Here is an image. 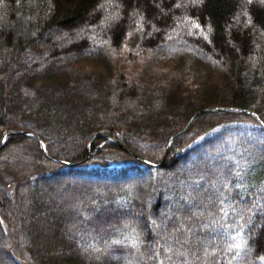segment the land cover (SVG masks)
Returning a JSON list of instances; mask_svg holds the SVG:
<instances>
[{
    "label": "trees",
    "instance_id": "trees-1",
    "mask_svg": "<svg viewBox=\"0 0 264 264\" xmlns=\"http://www.w3.org/2000/svg\"><path fill=\"white\" fill-rule=\"evenodd\" d=\"M221 107L238 110L200 113L167 150ZM4 152L5 264H264V0H0ZM73 178L64 215L46 198ZM24 214L67 231L28 242Z\"/></svg>",
    "mask_w": 264,
    "mask_h": 264
},
{
    "label": "rangeland",
    "instance_id": "rangeland-1",
    "mask_svg": "<svg viewBox=\"0 0 264 264\" xmlns=\"http://www.w3.org/2000/svg\"><path fill=\"white\" fill-rule=\"evenodd\" d=\"M23 147H24V144H17L16 145L17 152L21 154ZM25 147H26V144H25ZM0 159L3 160V161H7V162L14 163L13 159L8 154V152L7 153L4 152L0 156ZM212 175H215V174H214V172L211 171L209 173L208 177L209 176H212ZM79 179L80 178H73L70 181L69 180L60 181L61 182L59 184L60 186L59 187L57 186V188L56 187L53 188V190L51 191L50 195L46 198L47 202H53V201L56 200V207L59 209V212L63 213L64 215L65 214L66 215L71 214L72 211L67 209L68 206H64L63 208H61V206L59 205V202L61 201L62 198H69V199L70 198H73L72 204L73 203H78L79 201H83L84 196L79 195L80 193H78V192H82L83 191L82 188H85L86 186ZM200 181L199 182L197 181L196 183L194 181V183L197 184V185L198 184L199 185L200 184H204V182H206V178H204L203 180H200ZM194 183L187 184L183 188V190L185 192H187V190H189V188H193V187L197 186V185L194 186ZM51 184H52V182L50 183V185ZM202 191L208 192V191H214V190H209V188L206 187V188H202ZM30 197H34V196L31 195ZM37 197L39 198V196H37ZM94 198L97 199L98 197L94 196ZM58 199H60V200H58ZM30 200H31V202H30L31 203V208L35 209L36 208V202H35L36 200H35V198L34 199L33 198H30ZM186 202H188L187 199L180 198L178 204L179 205L184 204V207H185V209H186V211L188 213L194 212L193 209H191V208H194L195 205L193 204V206L191 207L192 203L190 202L189 204H187ZM13 207L15 208L16 212L21 213L22 208H21V206H20V204L18 202L13 203ZM172 209H173L172 212L171 211H167V213H165L164 215H162L160 217V219H161V225L163 226L162 227V231H164V232H167L169 230V228H170L169 226L171 224L172 218H174V216H175L173 212L177 209V207L175 206ZM54 211L56 213H58V211L56 209ZM21 217H22V221L25 223V225H27V227L24 228V233H25V238H26L25 240L28 241V242L31 240L30 237L36 235L37 233L38 234L40 233L39 236L44 235L47 238L48 237L50 238V237L55 236V235L56 236L59 235L60 237H62L63 234L67 231V228L66 227H62V228L59 227L58 229H53V230L52 229H47V228H40L39 230H36L34 224L31 222V219H30V218H33L34 215L31 214V217H30V215L24 214V215H21ZM80 218H81V221H83V222L86 221V219H85L84 216H81ZM90 218L91 219L94 218V214H91ZM141 218L142 219H145L146 216L144 214H142L141 215ZM29 232H31L30 235L28 234ZM38 234H37L36 237H38ZM179 234H180V230H179ZM91 244L92 243L91 242H88V241H86V242L85 241H77V242H75V244L74 243L69 244V243L65 242L64 239H60V241L58 243V246H57V250L59 252H69V253L70 252H78L79 251L78 248L86 249ZM79 245H80V247H79ZM203 248H204V245H200V246L195 247L194 250H197L198 252L197 251H194V254L191 257H188V256H186L187 258L185 256L182 257L183 258V262H185V259L188 260V262L191 261V259L195 255V253L196 254L199 253L201 250H203ZM2 250L3 249H0V251H2ZM0 255H1L0 256V261H1L0 264L1 263L2 264H5L4 263L5 262L4 261L5 258L2 257V254H0ZM185 255H186V253H185ZM180 256H183V254H181ZM2 260H3V262H2ZM215 264H216V262H215Z\"/></svg>",
    "mask_w": 264,
    "mask_h": 264
},
{
    "label": "water",
    "instance_id": "water-1",
    "mask_svg": "<svg viewBox=\"0 0 264 264\" xmlns=\"http://www.w3.org/2000/svg\"><path fill=\"white\" fill-rule=\"evenodd\" d=\"M217 110H228V109H222V108H220V109H215V108H211V109L202 110V111L196 113V114L192 117V119L190 120V123H188V124L185 126V128H184L182 131H180V132H183L185 129H187V128L190 126L191 122L195 119V117H196L199 113H201V112H207V111H212V112H213V111H217ZM179 134H180V133H178V134H176L175 136H173V137L170 139V142L173 141V140H174Z\"/></svg>",
    "mask_w": 264,
    "mask_h": 264
}]
</instances>
